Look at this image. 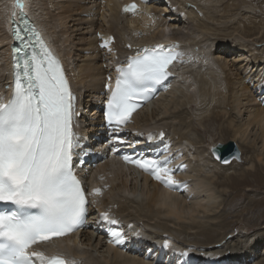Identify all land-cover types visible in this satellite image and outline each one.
Segmentation results:
<instances>
[{
    "label": "bare ground",
    "instance_id": "1",
    "mask_svg": "<svg viewBox=\"0 0 264 264\" xmlns=\"http://www.w3.org/2000/svg\"><path fill=\"white\" fill-rule=\"evenodd\" d=\"M15 1L0 0V98L4 103L12 90L7 27ZM25 1L24 8L44 27L71 71L84 114L80 136L96 130L101 118L97 98L127 58L149 47L177 46L180 40L190 51L168 87L133 116V125L118 130L133 131L121 138L131 153L136 147L151 150L147 143H139L151 141L147 139L151 133L156 152L171 158L175 179L186 187L167 188L150 173L133 171L132 163L108 170L112 160L107 157L99 166L95 186L101 192L93 195V214L82 229L84 235L72 239L73 244L82 241L83 245L79 252L73 250L77 264H165L163 259L169 264L185 260L187 264H264V258L257 259L264 256V242L237 247L231 240L230 251L223 248L228 244V240L223 243L226 234L212 228L211 220L218 217L210 215L218 211L221 193L209 163L213 160L216 168L229 166L214 160L201 145L219 130L241 147L255 150L256 160L251 159L244 170L251 172L255 161L264 168V48L260 46L264 16L253 12L259 6L252 0H142L141 10L128 13L121 10L119 0ZM165 2L168 9L157 6ZM98 36L102 41L97 45ZM104 40H109L108 47L102 46ZM233 54L236 61L230 62L228 56ZM85 142L92 144L87 138ZM135 172V177L130 176ZM103 213L115 223L102 221ZM114 231L123 232L128 242L116 244L110 235ZM188 235L192 241L180 239ZM161 240H170V247L165 248ZM181 252L189 255L182 258Z\"/></svg>",
    "mask_w": 264,
    "mask_h": 264
},
{
    "label": "snow or ice",
    "instance_id": "2",
    "mask_svg": "<svg viewBox=\"0 0 264 264\" xmlns=\"http://www.w3.org/2000/svg\"><path fill=\"white\" fill-rule=\"evenodd\" d=\"M17 6L22 11L23 0H17ZM137 7L133 3L124 11ZM14 25L19 46L13 49V96L7 103L0 98V264H73L59 255L46 256L33 246L87 224L90 202L74 171V153L79 147L74 130L76 97L62 62L35 27L26 19L17 22L15 16ZM108 45L109 40H104L102 46ZM176 47L144 49L116 68L115 85L106 86L110 93L106 124L114 133L110 142L126 143L116 131L123 130L132 114L158 89L168 87L166 81L173 76L170 66L183 56ZM147 139L152 140L153 135L149 133ZM123 159L169 187H186L175 179L170 157L161 159L156 153L152 158L141 154L124 155ZM100 192L93 189L94 194ZM101 220L115 223L107 213ZM110 235L118 245L128 242L123 232ZM179 255L183 258L189 253Z\"/></svg>",
    "mask_w": 264,
    "mask_h": 264
},
{
    "label": "rangeland",
    "instance_id": "3",
    "mask_svg": "<svg viewBox=\"0 0 264 264\" xmlns=\"http://www.w3.org/2000/svg\"><path fill=\"white\" fill-rule=\"evenodd\" d=\"M252 2L259 6L255 10L253 9V12L256 11L258 14L264 16V0H252ZM157 6H161L160 8L162 9H168L169 7L168 2ZM99 37L100 36L95 39V43L98 41L97 45L102 41ZM260 46L264 48V43ZM224 53H227V51ZM234 55L235 54L228 56V59L231 60L230 62L235 60ZM229 140H232L230 135L222 134L219 130H216L208 135L205 139V143L203 142L201 145H205L204 147L207 150L206 154H209L210 157L216 160L211 151L212 146H216L218 143L222 142L226 143ZM238 146L242 151V159L239 161L237 160L232 164H226L229 166L228 168H216L213 160L209 163L211 168L213 167V172L211 174L216 173L215 182L219 188V192L221 193V197L219 198V203L221 204L219 206L220 209L218 208V211L214 210L217 214L213 212V214L211 213L210 215L211 218L218 217V219L216 221L215 219L211 220V226L212 228H216L217 232L221 231L222 233L224 232V235L226 234V240H224L223 243L228 240V244H226L223 248L228 247V250L231 248L229 247V242H231V240H234L233 243L238 244L237 247L245 246L246 244H254L256 241L259 242L260 240L261 242H264V168L261 167L257 161H255V166L251 172L248 171V169L244 170L247 163L251 159H255V150L250 148L245 149L243 144L242 147L239 144ZM234 161L235 160H233V162ZM246 180H250L252 183L247 185L249 181ZM234 181H238L237 186L239 188H235ZM183 237L185 238H180L183 241H189V239L191 241L193 240V237L190 238L189 235ZM218 239L219 238H217V240ZM198 242L202 243L201 241ZM262 248L264 251L263 244ZM263 258L264 256L257 259L260 260Z\"/></svg>",
    "mask_w": 264,
    "mask_h": 264
},
{
    "label": "water",
    "instance_id": "4",
    "mask_svg": "<svg viewBox=\"0 0 264 264\" xmlns=\"http://www.w3.org/2000/svg\"><path fill=\"white\" fill-rule=\"evenodd\" d=\"M214 148H218L219 150L214 152ZM211 151L215 159H217V156L220 157L217 160L223 164H229L235 159L238 161L242 159V151L234 140H229L226 143H218L216 146H212ZM225 160L228 162L225 163Z\"/></svg>",
    "mask_w": 264,
    "mask_h": 264
},
{
    "label": "clouds",
    "instance_id": "5",
    "mask_svg": "<svg viewBox=\"0 0 264 264\" xmlns=\"http://www.w3.org/2000/svg\"><path fill=\"white\" fill-rule=\"evenodd\" d=\"M217 160V159H216Z\"/></svg>",
    "mask_w": 264,
    "mask_h": 264
}]
</instances>
